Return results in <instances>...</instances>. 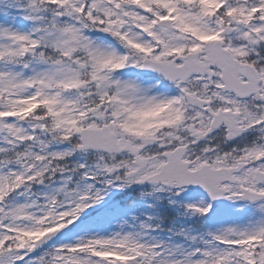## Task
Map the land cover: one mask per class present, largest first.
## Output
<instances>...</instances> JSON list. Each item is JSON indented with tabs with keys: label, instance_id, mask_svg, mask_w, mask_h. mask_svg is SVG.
I'll return each instance as SVG.
<instances>
[{
	"label": "snow or ice",
	"instance_id": "obj_1",
	"mask_svg": "<svg viewBox=\"0 0 264 264\" xmlns=\"http://www.w3.org/2000/svg\"><path fill=\"white\" fill-rule=\"evenodd\" d=\"M0 264H264V0H0Z\"/></svg>",
	"mask_w": 264,
	"mask_h": 264
}]
</instances>
